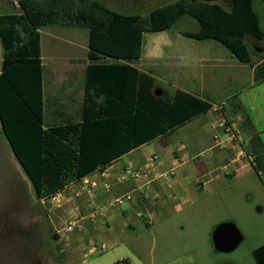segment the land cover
Instances as JSON below:
<instances>
[{"label":"trees","instance_id":"1","mask_svg":"<svg viewBox=\"0 0 264 264\" xmlns=\"http://www.w3.org/2000/svg\"><path fill=\"white\" fill-rule=\"evenodd\" d=\"M261 2L262 16L254 0H178L145 15L118 13L92 0H19V14L0 16V129L35 197L47 199L215 104L179 89L170 94L135 67L145 33L167 31L188 16L198 30L184 31L183 37L221 44L239 63L253 67L256 84L264 82V60L252 65L255 52L246 41H264ZM49 25L88 31L90 63L79 123H43L40 30ZM104 58L114 63H97ZM233 102L241 111L236 96L228 100ZM254 259L264 264V246Z\"/></svg>","mask_w":264,"mask_h":264},{"label":"rangeland","instance_id":"2","mask_svg":"<svg viewBox=\"0 0 264 264\" xmlns=\"http://www.w3.org/2000/svg\"><path fill=\"white\" fill-rule=\"evenodd\" d=\"M18 1L0 0V16L20 13ZM92 1L115 11L107 1ZM175 1L178 0H145L139 10L131 8L115 12L145 15L159 6ZM253 7L262 16L261 0H254ZM197 30V22L183 16L167 31L145 33L144 57L139 62L140 66L151 68L155 73L163 72L165 65L157 60L163 54L169 56L167 51L171 49L166 48L169 44L168 37L181 38V42L176 44L178 47L187 49L189 46H196L197 52L205 51L207 45L212 44L216 50L211 51V54L216 55L217 61L206 56L203 62L196 60L191 67L186 65L175 69V72L165 69V75L162 74L164 79L162 83L159 82V86L168 93H173L179 87L194 94L205 95L204 98L209 100L237 96L241 85L249 80L247 75L240 77L236 73L239 70H249L243 69L244 65L234 59L221 44L211 40L196 41L181 35L184 31ZM87 40L86 29L53 25L43 27L40 30L43 64L48 65L55 53L85 51ZM246 41L255 52L252 63L255 65L259 59L264 58V41L259 44L250 38ZM207 54L210 56L208 52ZM215 84H218V88H215ZM206 93L215 98H208ZM261 107L264 110V101ZM204 156L201 154L199 160ZM126 159H121L119 163ZM255 170L259 182L257 179H251L250 182L246 179L230 184L228 182L212 195L222 199V206L215 205L207 209L206 192L195 190L197 198L192 205L175 203L165 205V208L151 217L144 214L142 218L134 215L127 219L119 218L111 224L110 229L100 225L94 236L85 237L79 233L67 235L61 231L64 227V213L61 210L48 212V206L35 197L32 186L0 129V264H256L254 252L264 246V179L263 172ZM147 206L151 212L155 211L157 204L148 203ZM126 208L128 204L116 210L119 213ZM226 221L237 227L243 240L233 252L224 254L214 250L211 234L218 224ZM86 239L105 243L108 249L85 258Z\"/></svg>","mask_w":264,"mask_h":264},{"label":"crops","instance_id":"3","mask_svg":"<svg viewBox=\"0 0 264 264\" xmlns=\"http://www.w3.org/2000/svg\"><path fill=\"white\" fill-rule=\"evenodd\" d=\"M167 39L169 44L166 45V48L171 49L167 51L170 57L163 54L160 60H157L165 65L162 73H155L151 68L140 66L144 52L134 64L137 69L155 78L158 85L159 82L162 83V79H164L162 74L166 71L173 70L175 72V69H181L186 65L191 67L196 60L203 62L206 56L217 61L216 55L211 54V51L216 50L212 44L207 45V47L203 46L206 47L205 51L200 50L197 52L198 48H195L196 46H189L187 49L178 47L176 44L181 42L179 37H168ZM87 54V47L83 52L55 53L50 58L48 65L43 64L41 57L43 123L45 126L65 125L81 121L85 75L87 66L90 63ZM97 63L112 64L114 60L104 58L98 60ZM161 64L159 66L162 67ZM242 65H244L243 69L249 71L239 70L236 76L243 77V75H247L249 81L241 85L237 96L234 95L242 108L241 111L236 109V102L228 103L230 97L216 100L215 97L206 93L208 98H215L213 100L215 104H221V116L208 111L187 124L168 131L164 136L157 137L125 153L115 162L106 166L107 178L99 176L96 172L85 176L84 179L94 185L91 187L90 194L82 192L81 196L74 199V192L79 189L80 184L72 182L67 185L62 201L63 205L56 210H61L64 213L63 225L70 215L78 214L83 217V220L80 223V231L74 233H79V235L85 237L94 236L100 225L110 229L111 224L119 218L127 219L132 215L136 218H142L144 214L151 217L157 211L165 208V205H175V203L189 205L197 198L195 190L206 192L207 209L215 205L222 206V199L212 195L216 194L228 182L230 184L233 181L244 179L249 182L251 179H257L256 181L259 182L255 167L263 172L264 179V110L261 107L262 101H264V82L256 84L253 80V67L246 64ZM214 86L218 88V84ZM176 89L199 98L205 97V95L194 94L179 87ZM221 119L225 120L231 127V134L225 133L223 129L216 127V123ZM231 136L234 138L232 141H230ZM257 140H259L262 147H260ZM235 141L241 143V145H236ZM241 151L244 154L243 156H240ZM201 154L205 156L202 160H199ZM152 156H156V160L151 164L150 158ZM123 158L127 159L123 163H119ZM129 165H152L158 172H169L173 169L175 174L170 181L161 180L152 184H145V180H128L117 183L115 181L117 175L124 167ZM109 182L111 188L106 192L104 185ZM124 194H130L132 200L121 205L107 206L108 201ZM191 199L193 201H190ZM148 203L157 204L155 211L149 212ZM126 204H128V208L118 213L119 210L116 209ZM98 209L102 210V215L94 221H90L88 219L90 213ZM127 226H130V224H127ZM84 242L86 248L85 258L98 255L88 252L91 246L105 244L87 241V239ZM106 246L108 249V245ZM75 249H77V246Z\"/></svg>","mask_w":264,"mask_h":264},{"label":"built area","instance_id":"4","mask_svg":"<svg viewBox=\"0 0 264 264\" xmlns=\"http://www.w3.org/2000/svg\"><path fill=\"white\" fill-rule=\"evenodd\" d=\"M212 113L217 114L219 116L222 115V106L221 104H213L210 108V110ZM216 127L223 129V131L225 133H232L231 127L227 124V122L225 120H220L216 123ZM216 138V136H215ZM234 140L233 136H231L230 141ZM235 144L240 146L241 143L236 142ZM243 152L241 151L240 156H243ZM156 160V156H152L150 158V163H154ZM96 173L99 174V176L107 178L108 173L106 170V167L100 168L98 170L95 171ZM94 172V173H95ZM175 174V170H170L169 172H158L152 165L148 166H133V165H129L126 166L122 169V171L117 175L115 181L117 183H121V182H126L128 180H132V181H142L145 180V184H152L155 181H170L172 179V177ZM77 183L80 184L79 189L74 192V199L81 196L82 192L85 193H91V187H93L94 185L88 181H86L84 178L76 181ZM111 188V183H106L104 185V190L106 192H108ZM66 188L62 189V190H58L56 191L54 194H52L50 197H48L47 199H42L40 200V202L44 203L45 205L48 206V212L50 211H56L57 209L61 208L63 203V199H64V191ZM132 200V196L130 194H124L121 195L115 199H112L110 201H108L107 206H115V205H121L124 204L126 202H129ZM100 215H102V210L98 209V210H94L93 212L90 213L89 215V220L90 221H94L97 217H99ZM83 220L82 216L77 215H70L68 217V220L66 221V223L64 224V227L62 228L61 231L65 232V233H74V232H79L81 229V221ZM107 249V246L105 244H97V245H93L90 247L89 249V253L90 254H99L104 252ZM116 264H128L127 262H118Z\"/></svg>","mask_w":264,"mask_h":264},{"label":"water","instance_id":"5","mask_svg":"<svg viewBox=\"0 0 264 264\" xmlns=\"http://www.w3.org/2000/svg\"><path fill=\"white\" fill-rule=\"evenodd\" d=\"M155 96L160 95V90H155ZM243 236L237 227L231 222H223L218 224L212 231L211 242L213 248L219 253H231L242 242Z\"/></svg>","mask_w":264,"mask_h":264},{"label":"flooded vegetation","instance_id":"6","mask_svg":"<svg viewBox=\"0 0 264 264\" xmlns=\"http://www.w3.org/2000/svg\"><path fill=\"white\" fill-rule=\"evenodd\" d=\"M113 6L114 10H139L145 3V0H104ZM99 3V2H98ZM34 264H39L38 262Z\"/></svg>","mask_w":264,"mask_h":264}]
</instances>
